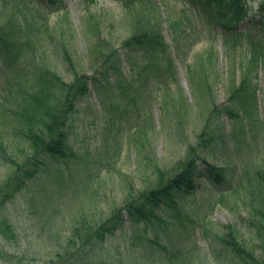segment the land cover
Masks as SVG:
<instances>
[{
    "label": "rangeland",
    "instance_id": "obj_1",
    "mask_svg": "<svg viewBox=\"0 0 264 264\" xmlns=\"http://www.w3.org/2000/svg\"><path fill=\"white\" fill-rule=\"evenodd\" d=\"M246 1L249 14L229 36L191 0H155L165 53L143 72L150 57L121 47L135 30L125 0H0V27L14 44L0 53V106L15 110L9 87L20 82L30 90L40 68L71 80L62 53L73 71L91 78L71 118L70 157L48 165L0 212L10 227L0 233V264H68L78 253L81 264H237L220 241L225 226L245 249L258 251L264 71L250 65L246 43L248 36L264 47V21L255 13L264 0ZM96 40L119 58L106 77L90 63ZM247 69L255 94L245 110L228 97ZM9 118L0 119V144L19 158L26 144ZM204 125L213 141L200 151ZM191 148L220 169L219 180L197 178L176 210L162 209L147 224L125 222L94 251L82 247L84 230L120 205L128 188H150L157 170L174 169ZM6 171L0 162V182ZM79 227L80 239L72 235Z\"/></svg>",
    "mask_w": 264,
    "mask_h": 264
},
{
    "label": "trees",
    "instance_id": "obj_2",
    "mask_svg": "<svg viewBox=\"0 0 264 264\" xmlns=\"http://www.w3.org/2000/svg\"><path fill=\"white\" fill-rule=\"evenodd\" d=\"M197 3L201 14L219 23L225 35H229L231 26L244 20L249 14L246 0H191ZM125 10L128 18L134 23L130 39L121 46L125 50L139 51L148 55L151 61H146L143 72L153 69L156 60L153 56L165 53V46L161 38L159 21L156 17L157 6L155 0H125ZM155 12V13H154ZM256 15L264 21V1L258 6ZM264 23V22H263ZM264 27V24H263ZM237 36V34H231ZM230 36V35H229ZM239 37V36H238ZM91 53L93 67H99V75L106 77L108 71H116L119 58L108 45L103 46L101 41H94ZM249 45L250 65L264 71V47L252 43L247 36ZM13 42L4 27H0V53L13 49ZM63 54L66 67L70 70L71 80L65 81L59 75L40 68L36 72L34 85L26 90L17 82L9 87L17 108L7 109L5 104L0 106V119L9 116L13 122L12 134L26 145L23 155L19 158L4 154L0 144V162L8 167L7 173L0 182V212L6 204L12 201L17 194L22 192L48 165L66 161L69 157V136L72 115L77 111L78 103L88 95V86L91 78L85 74L77 73L72 69L70 58ZM161 62L159 63V66ZM163 65V64H162ZM251 70L247 69L240 81L229 93V100L238 108L247 109L252 105L255 87L251 81ZM8 102V99H6ZM225 114L231 117L235 110L222 108ZM204 125L198 134L197 148L201 151L212 143V133H207ZM195 149L191 148L187 160L180 162L170 171H156L155 184L150 188L133 191L128 188L122 203L110 209L108 215L92 228L87 227L83 232L81 241L91 244V250H96L106 238L113 236L125 222L132 226L147 224L157 220V213L162 209H177V199L184 193L192 191L195 180L200 177H213L219 180L220 169L198 158ZM202 162L200 165L198 162ZM200 166H204L203 169ZM259 183L264 188V173L258 175ZM262 208L257 210L260 219L256 222V235L259 237L258 251L245 249L239 244L231 226H225L226 232L220 241L230 252L232 259L237 264H264V197L262 195ZM2 227V228H1ZM89 229V230H88ZM7 220L0 218V233L9 232ZM78 229L72 230V235H77ZM72 240V238H70ZM83 258L78 253L77 260L68 264H81ZM59 264V263H54Z\"/></svg>",
    "mask_w": 264,
    "mask_h": 264
}]
</instances>
